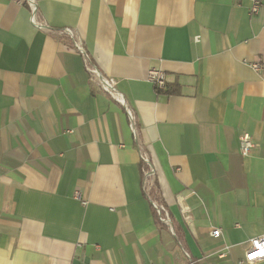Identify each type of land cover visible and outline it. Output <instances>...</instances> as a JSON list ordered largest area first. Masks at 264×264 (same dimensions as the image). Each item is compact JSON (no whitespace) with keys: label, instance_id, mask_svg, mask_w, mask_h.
I'll return each mask as SVG.
<instances>
[{"label":"crops","instance_id":"0c3cea01","mask_svg":"<svg viewBox=\"0 0 264 264\" xmlns=\"http://www.w3.org/2000/svg\"><path fill=\"white\" fill-rule=\"evenodd\" d=\"M260 2L250 15L249 0H36L45 32L0 0V264H241L264 238ZM152 69L177 94H157ZM154 182L171 228L154 217Z\"/></svg>","mask_w":264,"mask_h":264},{"label":"built area","instance_id":"2783aa9c","mask_svg":"<svg viewBox=\"0 0 264 264\" xmlns=\"http://www.w3.org/2000/svg\"><path fill=\"white\" fill-rule=\"evenodd\" d=\"M11 2H14L15 4L18 5H25L31 16V22H33V25L41 29L45 32H53L54 30L49 28L45 24H38L35 22L36 20V0H10ZM251 2V7L249 10L250 15H256L262 8V4L260 0H249ZM59 34L68 37L71 40V45L74 50H76L79 54L82 55L83 60H84V66H85V71L88 73L89 78L91 82L95 83L96 85L99 86V88L107 93L112 99L115 101L121 102L122 103V97L121 95L117 92L116 87L114 82L108 80L107 78L103 77L97 67L91 62V59L88 57L87 53L83 49L81 43L77 40H75L72 32L69 29H63L59 31ZM251 68L254 71H260L261 66L259 64H252ZM147 82L153 85V87L156 90H162L165 89L166 87V82H165V76L160 70H149L147 72L146 76ZM127 115L131 121V126H133V133H134V122L133 118L130 114L129 111H127ZM238 144H239V154L241 157H248L251 155L252 151L255 148V144L252 141L251 137L247 134H241L238 137ZM139 150H142L139 148ZM139 159L141 162L144 163L146 166V171L143 173V186L145 192H149V188L147 187L148 180L152 177V169H151V162L149 161L148 157L139 151ZM75 199H79V195L76 193L74 195ZM151 202V206L153 210L156 213V216L158 218V221L162 224H164L166 227L171 228V221L169 218V213L168 210L162 206L161 204L157 203L155 200L152 198L149 199ZM182 198H177L178 204L180 205V213L185 219L188 216V212L185 209V207L182 204ZM84 204V203H83ZM221 234L219 229H214L210 232V236L215 238L219 237ZM249 249L247 252L249 254H245L243 259L240 261L241 264H255L257 262H261L264 260V238L263 237H258V238H253L248 242ZM246 252V253H247Z\"/></svg>","mask_w":264,"mask_h":264},{"label":"trees","instance_id":"16d2710c","mask_svg":"<svg viewBox=\"0 0 264 264\" xmlns=\"http://www.w3.org/2000/svg\"><path fill=\"white\" fill-rule=\"evenodd\" d=\"M155 92L157 94L173 95V94H177V88L176 87H171V86H166L165 89H162V90H156L155 89ZM139 165H140V169H141V174L143 175L144 171H146L147 168L144 165V163L141 162V161H140ZM152 196L159 204H161L162 206L165 207L163 202L160 200V197L158 196V192H157V188H156V183L155 182H154V186H153V190H152ZM153 214H154V217H155L156 221L158 222L155 211H153Z\"/></svg>","mask_w":264,"mask_h":264}]
</instances>
